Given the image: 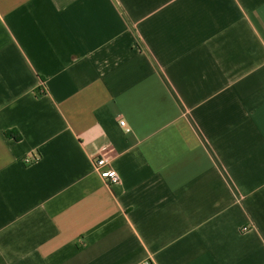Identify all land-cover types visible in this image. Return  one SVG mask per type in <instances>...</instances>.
<instances>
[{
    "label": "crops",
    "instance_id": "obj_1",
    "mask_svg": "<svg viewBox=\"0 0 264 264\" xmlns=\"http://www.w3.org/2000/svg\"><path fill=\"white\" fill-rule=\"evenodd\" d=\"M146 260L264 264V0H0V264Z\"/></svg>",
    "mask_w": 264,
    "mask_h": 264
},
{
    "label": "built area",
    "instance_id": "obj_2",
    "mask_svg": "<svg viewBox=\"0 0 264 264\" xmlns=\"http://www.w3.org/2000/svg\"><path fill=\"white\" fill-rule=\"evenodd\" d=\"M120 125L125 127L126 121L124 119H120L119 121ZM126 130L128 131L129 128L126 127ZM37 159V155L35 154H29L27 155L25 161L27 163H30ZM93 161V167L94 170L107 181L109 184H114L119 182V174L117 171L111 166L108 158L98 152V155H93L92 158ZM142 264H150L148 260L144 261Z\"/></svg>",
    "mask_w": 264,
    "mask_h": 264
},
{
    "label": "trees",
    "instance_id": "obj_3",
    "mask_svg": "<svg viewBox=\"0 0 264 264\" xmlns=\"http://www.w3.org/2000/svg\"><path fill=\"white\" fill-rule=\"evenodd\" d=\"M17 137V136H16Z\"/></svg>",
    "mask_w": 264,
    "mask_h": 264
}]
</instances>
